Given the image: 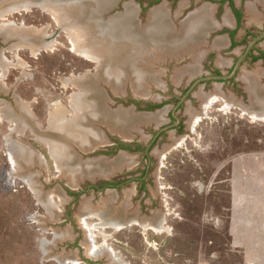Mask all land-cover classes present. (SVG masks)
Returning <instances> with one entry per match:
<instances>
[{
	"label": "rangeland",
	"instance_id": "obj_1",
	"mask_svg": "<svg viewBox=\"0 0 264 264\" xmlns=\"http://www.w3.org/2000/svg\"><path fill=\"white\" fill-rule=\"evenodd\" d=\"M16 2L0 0V80L7 83L0 89V264H264V116L258 115L261 111L243 79L244 75L255 76L264 88V62L247 59L235 79L218 85L221 90L207 82L180 103L198 79L232 71L249 44L263 33L264 7L257 0H234L242 12L234 47L227 32L235 28L236 20L229 4L221 0H117L100 18L106 24L131 7L133 26L137 23L142 33L150 15L160 8L167 12V20L161 24L170 23L176 30L198 9L209 6L213 10V26L205 31V46L198 49L199 69L194 75L176 76L193 64L187 58L153 64L162 77L151 84L148 96L134 91L131 84L120 94L106 83L98 85L110 111L150 117L159 113L160 119L132 134L102 126L104 144L87 152L76 148L83 163L106 164L124 155L111 161L100 159L107 138L146 146L157 138L154 132L172 126L155 143L151 162L143 154H133V177L140 178V170L150 164V194H138L134 180L121 190L124 200L133 189V211H129L128 201L123 202L127 205L124 216L159 223L160 230H153L137 223L121 229L108 227L99 218H82L85 200L95 209L107 201L116 203V193L94 192L92 185L102 182L99 176L72 184L70 176L58 168L50 143L40 136L52 138L49 130L60 111L58 120L64 118L67 123L81 113L73 108V99L80 93L79 81L98 74L100 63L77 51L76 46L82 48L78 41L50 11L33 6L6 13L5 8ZM249 5L257 10L255 20L248 14ZM228 12L233 17L230 25L225 23ZM34 31L52 45L33 47L23 35H35ZM247 31L251 36H245ZM226 39L225 46L216 49L217 40ZM256 47L264 50V40ZM107 71L110 65L102 74ZM212 94L215 99L207 103ZM148 104L160 107L143 111ZM21 105L28 111L30 125L16 128L13 121L16 114H22ZM172 112L182 122L181 132L174 129L178 122L170 117ZM9 139L28 150L32 158L26 178L16 172ZM27 176L33 177L39 191ZM67 189L78 192L79 197L70 198ZM114 202L116 208L123 205Z\"/></svg>",
	"mask_w": 264,
	"mask_h": 264
},
{
	"label": "bare ground",
	"instance_id": "obj_2",
	"mask_svg": "<svg viewBox=\"0 0 264 264\" xmlns=\"http://www.w3.org/2000/svg\"><path fill=\"white\" fill-rule=\"evenodd\" d=\"M116 1L17 0L16 4L5 8L7 10L6 13L12 10H19L20 8L31 9L33 6H40L46 12L50 11L60 22H64L65 28L78 41V45L82 48L76 46L77 51L87 60L97 59L100 63L98 74L85 80L82 78L84 81H79L80 93L73 99V108L75 107L81 113L67 123L64 118L58 120V117L62 115L60 111L56 115L57 117L55 116V120H53L52 129L49 130L52 136L49 135L52 138L40 136L50 143L58 168L62 171V174L70 176L68 178L75 185H78L79 182L86 178L110 177L125 166L134 163V160L131 157L128 158L125 154L106 164L100 161V163L96 164L91 162L83 163L78 159L76 148L87 152L98 145L104 144L102 126L111 127L118 133L132 134L133 130L138 131L144 124L160 119L159 113L155 117H150L136 116L130 111H110L106 103L107 97L103 90L101 91L98 88V85L101 82L106 83L112 87L114 92L120 94L124 87L131 84L134 91L148 96L151 92L150 86L153 85L152 83H159L162 77V74L153 70V64L168 60L180 61V59L187 58H191L193 64L177 71L176 76L181 79L186 74L189 76L194 75L199 69L200 51L198 52V49L200 46H205L204 38L207 35L205 31L210 29V26H213L211 18L213 10L208 8L209 6L198 9V12L193 16L182 21L180 28L177 30L170 23H167L166 26L161 24L167 20L165 8L157 9L159 11H155L150 15L147 28L142 33L139 31L137 23L133 26L135 13L131 7H127L123 16L116 17L106 24L103 23L100 19L101 16L104 12L111 9ZM257 1L264 7V0ZM248 14L252 18L251 20H255L258 17L254 5H249ZM153 23L161 24L162 27L156 24L153 25ZM225 23H232V17L229 14L225 17ZM135 29L136 32H134ZM32 33L35 35L32 34L29 37L23 35V38L31 42L34 45L33 47L41 49L52 45V42L45 40L40 32L34 31ZM11 34L9 31V35ZM222 41L218 40L216 43L217 47L224 45ZM84 47L89 48L92 52L86 53L83 49ZM92 47L94 48L93 50ZM108 65H110V71L103 75L102 70ZM253 77L256 78L255 76L244 75L243 79L248 83L247 87L250 91L251 99L254 100L255 106L261 111V114L258 115L264 116V88L260 87L257 83L258 79ZM215 97L216 94H212L209 98L207 97V103L211 99H215ZM228 101V104L232 103V101ZM21 107L22 114L20 116L6 112L7 116L9 115L11 118L15 116L13 122L16 128L21 124L30 125L28 111H25L23 105ZM254 111L256 112L255 109ZM9 141L11 160H14L16 172L22 173L24 178L26 170H29L27 167L29 160L32 161V158L29 156L28 150H23L24 147L20 149L15 145L16 143H13L10 139ZM27 179L30 181L31 186L39 191L33 181V177L27 176ZM109 202L107 201L105 205L102 203L99 208L94 209L93 206H88V204H91L90 201L85 200L83 202L85 213L82 218L88 216L99 218L104 226L120 229L137 223L142 226H148L153 230H160L159 223L155 225L152 221H143L134 216L125 217L124 215H127L126 204L116 208L113 204L114 201L111 204ZM49 211L52 213L50 208ZM74 262L77 263L78 261Z\"/></svg>",
	"mask_w": 264,
	"mask_h": 264
},
{
	"label": "flooded vegetation",
	"instance_id": "obj_3",
	"mask_svg": "<svg viewBox=\"0 0 264 264\" xmlns=\"http://www.w3.org/2000/svg\"><path fill=\"white\" fill-rule=\"evenodd\" d=\"M173 1H176V0H173ZM205 1H215V0H205ZM221 1H222L221 2L222 4H224V3H228L229 4L230 9L232 11V14H233V16H234V18L236 20L235 28H233V29H231V30H229L227 32L229 34V36H230L231 41H232V47H234V45L237 44L236 39H235L236 34L233 36L232 33L234 31H236V33H237L239 28H240V26H241L242 12L237 8V6L235 5L234 0H232V4H231L230 1H225V0H221ZM151 3L152 2H150V5H151ZM235 10L240 12V14H241V18L240 19L237 18V15L235 14ZM250 33H251L250 31H247L245 33V36L246 37L251 36ZM248 34H250V35H248ZM256 58H258V59H256ZM247 59H249L251 61H255V62L259 61V60L264 62V50L259 49L258 47H255L252 50V53L248 56ZM0 78H2V74L1 73H0ZM2 79L0 80V89L4 88V85H7V83L5 81H3ZM137 107H138L137 109L141 108V106H139V104H138ZM159 107H160V105H157V104H148L146 106V110H143V111L151 112V111H154V110L158 109ZM170 117L172 118L173 121H175V123H177V120L174 117L173 112L171 113ZM182 126H183L182 122H179L174 127V129L179 131V132H181L182 131ZM171 127L172 126H166L164 128H161L160 130L154 132V137H157V138L156 139L154 138V140L150 141V143H152L151 145L148 144L146 146H143L142 144H139L137 142L133 143V142H131L129 140L126 142V141H123L121 139L120 140H118V139H112L111 140V138L110 139L107 138V141H109V143L107 145L106 151L104 150L102 152V157H100V159H106L108 161H111V160L115 159L116 157H118L121 154H125L128 157L133 158V154L139 153V154H143V158L146 159L147 163H149V161L151 162V160H152L151 159L152 156H150V154H151V151H152L155 143L158 142L160 138L164 137ZM107 156H109V157H107ZM149 165L146 166V167H143L140 170V172H139L140 173V178L139 177H137V178L133 177V164H131L130 166H125L122 170H119L116 174H114V175H112L110 177H101L102 182H100L97 185H92L91 188H92V190L94 192H98V191H109V192H111V191H114L116 193V198H117L116 203L121 205V204H123V202L128 201L130 203V205H131V206H129V211H133V189L129 192L128 197L125 198L124 200L121 198L122 197L121 190L124 187L128 186L129 184H131V182H133V180H134L138 184L137 185V193L138 194L143 193L144 196L147 197L150 194V192L148 190V187H147V177H148V175L150 173V166ZM125 172L128 173L129 175L121 176ZM67 190H68V192L66 191V193L69 194L68 196L70 198H78L79 197V193L78 192H75L74 190H70V189H67ZM65 217L68 218V215L66 214Z\"/></svg>",
	"mask_w": 264,
	"mask_h": 264
},
{
	"label": "water",
	"instance_id": "obj_4",
	"mask_svg": "<svg viewBox=\"0 0 264 264\" xmlns=\"http://www.w3.org/2000/svg\"><path fill=\"white\" fill-rule=\"evenodd\" d=\"M151 11H154V10L152 9ZM230 11H231V9H230ZM262 40H264V31H263V33L260 36L255 38L249 44V46L246 49V52L239 57L237 62L234 64L232 71L229 74H227V75H222V74H220V75H211V76H205L203 78L198 79L197 81H195L193 83V85L189 88V90L186 92V94L180 99V101H181L180 103L185 102L187 100V98L192 95V93L195 90V88H197L198 86H200V85H202L204 83H207V82L215 83L216 85L214 86V89L215 88H219L221 90V87L218 86V85H221L222 83H226V82L231 81V80L236 78L237 74L241 70V67H242L243 63L247 60L248 56L252 53V50L256 47V45L259 42H261ZM243 83H245V82H243ZM250 97H251V95H250ZM173 115L176 118L177 122L179 123V119L177 118V116H175L174 113H173ZM140 216L143 217L141 214H140Z\"/></svg>",
	"mask_w": 264,
	"mask_h": 264
},
{
	"label": "trees",
	"instance_id": "obj_5",
	"mask_svg": "<svg viewBox=\"0 0 264 264\" xmlns=\"http://www.w3.org/2000/svg\"><path fill=\"white\" fill-rule=\"evenodd\" d=\"M225 1H230L231 4H232V0H225ZM235 14L237 15V18H238V19L241 18V14H240L239 11L235 10ZM235 34H236V31H234V32L232 33L233 36H234ZM234 46H236V45H234ZM256 59H258V58H256ZM217 74L220 75V73H218V72H217Z\"/></svg>",
	"mask_w": 264,
	"mask_h": 264
},
{
	"label": "crops",
	"instance_id": "obj_6",
	"mask_svg": "<svg viewBox=\"0 0 264 264\" xmlns=\"http://www.w3.org/2000/svg\"><path fill=\"white\" fill-rule=\"evenodd\" d=\"M228 14L231 16V14H230L229 12L227 13V15H228ZM231 17H232V16H231ZM232 23H233V18H232ZM232 23H231V24H232ZM228 25H230V24H228ZM219 41H221V40H219ZM217 42H218V40H217ZM222 42H224V45H223V46H225V44L227 43V39H226V40H223ZM215 47H216V49H219V48H220V47H217L216 43H215ZM221 47H222V46H221Z\"/></svg>",
	"mask_w": 264,
	"mask_h": 264
}]
</instances>
